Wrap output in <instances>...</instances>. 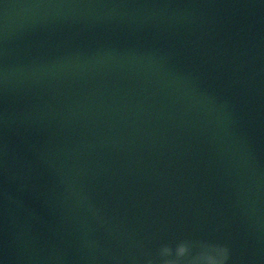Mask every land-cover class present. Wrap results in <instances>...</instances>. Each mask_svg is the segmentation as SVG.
Segmentation results:
<instances>
[{
	"label": "water",
	"instance_id": "water-1",
	"mask_svg": "<svg viewBox=\"0 0 264 264\" xmlns=\"http://www.w3.org/2000/svg\"><path fill=\"white\" fill-rule=\"evenodd\" d=\"M0 264H264V0H0Z\"/></svg>",
	"mask_w": 264,
	"mask_h": 264
}]
</instances>
